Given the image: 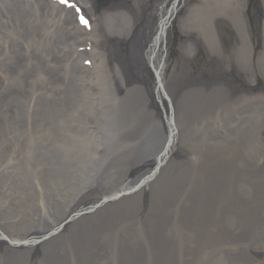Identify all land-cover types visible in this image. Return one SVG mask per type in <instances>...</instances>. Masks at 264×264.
Masks as SVG:
<instances>
[{
	"label": "bare ground",
	"instance_id": "1",
	"mask_svg": "<svg viewBox=\"0 0 264 264\" xmlns=\"http://www.w3.org/2000/svg\"><path fill=\"white\" fill-rule=\"evenodd\" d=\"M80 1L94 19L89 51L94 73L84 71L80 55L72 52L80 35L68 12L40 0H0V264L28 257L5 245L9 227L21 231L26 223L45 220L76 236L78 264H128L125 250L136 247L140 235L148 232L158 249L151 264H205L212 255L230 253L238 239L234 234L241 236V242L250 239L264 245V129L257 125L264 122V105L244 109V98L238 103L235 98L255 92L250 86L233 85L253 81L261 68L254 62L229 67L235 74L231 84L223 68L201 77L191 74L184 61L173 66L166 58L167 45L174 40L168 22L182 13L184 23L202 9L181 12L188 0H108V6ZM224 1L230 6L239 1V15L248 4V0ZM262 4L264 0L260 8L264 15ZM254 17L259 26L261 17ZM231 18L226 12L217 13L216 34L181 31L179 40L212 44L211 55L222 63L223 48L232 47L233 52L241 40L229 34ZM157 31H163L159 40ZM93 78L97 89L91 92L86 83ZM95 98L102 100L94 104ZM220 107L229 123L212 132L214 122L208 114ZM84 108L82 122L76 116ZM97 111L105 113L107 124L101 125ZM217 130L232 137V147L225 152L214 147ZM206 131H211L206 138L193 135ZM104 133L107 142L98 138ZM186 148L198 155L197 165L184 160ZM95 153L104 156L98 166L87 161ZM160 156L158 169L149 172ZM246 174L253 177L244 180ZM126 178L130 180L124 185ZM241 184L255 193L245 194L240 188L244 206L237 204L229 219L218 203ZM132 185H136L132 196L104 205L102 198L117 186L131 191ZM26 186L49 198L45 216L39 209L18 207L12 208L17 217L13 216L9 204L1 200L9 188ZM216 236L220 239L214 243ZM47 237L36 235L49 245L48 252L54 251L55 242ZM205 240L208 243L199 252L193 250ZM177 247L184 252L179 257L173 252ZM90 251L100 254L89 258ZM59 263L68 264L64 258ZM137 264H146L145 259L141 256Z\"/></svg>",
	"mask_w": 264,
	"mask_h": 264
},
{
	"label": "rangeland",
	"instance_id": "2",
	"mask_svg": "<svg viewBox=\"0 0 264 264\" xmlns=\"http://www.w3.org/2000/svg\"><path fill=\"white\" fill-rule=\"evenodd\" d=\"M209 4L205 0H191L186 7V10L197 8L198 6L202 7L201 11L199 13H195L192 16L188 17V20H186L184 23H181L178 19L174 21L173 23V30H176V33L180 31V28L182 27V30L186 28L192 33L196 34H216L215 26L213 19L215 16H217V13H228L232 18L229 20L231 23L230 32L233 33V35H236L241 38L239 44H236V48L233 51V59L237 65H244L249 63L251 64L254 62L255 65L261 67V72L256 75L255 79L257 80V83L260 81L262 84L264 82V40H261L259 44V48H256V45H254V29L251 27L249 23V17L247 16L246 8L241 7V15H239V1L237 4L235 1H233V5L230 6L229 3H226L224 0H207ZM215 1L220 2V7L215 6ZM261 0H258V3L256 6L260 5ZM264 9V6H263ZM195 16V17H193ZM191 17H193L192 20ZM261 21L262 23L259 25L260 32H262V35L264 36V15L262 13L261 15ZM250 31L252 32V40H249L248 37L250 35ZM178 45L179 48H185L186 50H194L196 46H198L196 57L193 61L190 63V68L194 71L197 70H204L207 67H209L210 62L206 59L208 58L207 55L210 54L209 48L212 46V44H200V45H191L185 41H181L178 44L175 42L171 47V52H173V56L181 57V53L177 51ZM230 47L228 50L225 48L224 51L226 54L231 55L233 52H231ZM227 60V58H224ZM179 60V59H178ZM202 60H205V63H202ZM201 63V64H200ZM39 72H36V75ZM254 79V80H255ZM94 78L89 79L88 83H86V88L91 89L94 84ZM255 93H242L237 98H235V102H239V98H244V102H247L244 106V109L248 108V106L253 102H262L264 101V88L262 90L254 91ZM94 103V101H93ZM86 108V106H85ZM85 108L80 112L79 116H76L77 118H80V120L83 122L85 119V116L83 115V112ZM52 111V110H51ZM92 111V110H91ZM53 112V111H52ZM54 114V113H53ZM92 114V113H91ZM57 116V115H56ZM228 119L227 112L224 111L223 107H220L211 115V120L214 123H218L222 120ZM38 121V120H37ZM245 121V118H244ZM257 125H261V128L264 129V122L257 121ZM261 143L264 145V130L261 134ZM244 145L249 149L250 143L249 141H245ZM83 160L86 159V156L82 157ZM262 160L261 158L258 159V161ZM241 164V163H240ZM242 166V165H241ZM3 202L8 203V211L12 213L13 209L18 208H24V209H30L31 211H36L39 209L41 216L46 215V208L47 204L49 203V198L47 196L42 195L40 193H37L34 188L32 187H21V189H15L14 187L9 188L7 191H5L3 198L1 199ZM18 200V202L15 203V201ZM18 203V204H17ZM23 203V204H22ZM18 207V208H17ZM13 216H16V213H12ZM17 217V216H16ZM19 217V216H18ZM19 220V218H17ZM34 223L29 222L24 225L22 230L30 228ZM11 228L14 232H19L18 229Z\"/></svg>",
	"mask_w": 264,
	"mask_h": 264
},
{
	"label": "water",
	"instance_id": "3",
	"mask_svg": "<svg viewBox=\"0 0 264 264\" xmlns=\"http://www.w3.org/2000/svg\"><path fill=\"white\" fill-rule=\"evenodd\" d=\"M161 156H163L161 154ZM161 156L159 157L161 159ZM118 197H115L113 198L112 200H116ZM107 201H104V203H106ZM112 204H116L115 202H113ZM139 240V243H137L136 247H134L133 249H129L127 248L125 250V253L127 255V259H128V264H137L139 262V258L142 256L144 259H145V263H149L150 261H154V258L156 257L157 253H158V249L155 245H152V251H153V258L152 256L149 257V255L146 254V251L147 250V246L146 244L140 239L138 238ZM78 245V247H80V244L75 236V239H74V246L75 245ZM50 257H52V259L49 257L48 258V264H57L59 262V260L61 258H57L59 256H62V258L65 259L66 258H70V257H73V256H79L80 255V252L77 251L76 253H65L64 255L62 254V252H60L57 247H55V251L54 252H50ZM141 254V255H140ZM28 257H30V254H27Z\"/></svg>",
	"mask_w": 264,
	"mask_h": 264
},
{
	"label": "snow or ice",
	"instance_id": "4",
	"mask_svg": "<svg viewBox=\"0 0 264 264\" xmlns=\"http://www.w3.org/2000/svg\"><path fill=\"white\" fill-rule=\"evenodd\" d=\"M60 2L66 4L68 0H60ZM77 11H79V9H77ZM80 23L84 24L85 26L88 25V21L83 16L80 17Z\"/></svg>",
	"mask_w": 264,
	"mask_h": 264
}]
</instances>
